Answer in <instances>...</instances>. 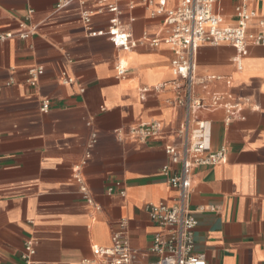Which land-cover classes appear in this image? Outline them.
I'll return each instance as SVG.
<instances>
[{
	"label": "crops",
	"instance_id": "obj_1",
	"mask_svg": "<svg viewBox=\"0 0 264 264\" xmlns=\"http://www.w3.org/2000/svg\"><path fill=\"white\" fill-rule=\"evenodd\" d=\"M115 1L136 41L130 50L108 33L109 1L0 0V32L13 34L0 45V264H24L28 240L42 264H109L94 247L110 248L121 221L139 252L134 264L157 260L144 253L167 229L151 220L147 206L178 197L162 167L170 163L166 145L182 146L187 112L176 103L184 88L173 71L175 53L151 40L168 34L166 13L180 0L165 7L161 0ZM239 3L217 2L227 24L236 22ZM248 7L256 11L248 31L258 32L264 0ZM28 29L34 33L20 37ZM237 56L233 44L207 43L195 57L200 77H219L197 84L195 95L210 104L224 94L222 103L239 104L234 119L221 104L194 114L210 122L212 149L227 151L226 161L192 170L194 252L208 264H264V45H249L241 68ZM34 66L44 69L35 86ZM153 121L157 136L130 134Z\"/></svg>",
	"mask_w": 264,
	"mask_h": 264
},
{
	"label": "built area",
	"instance_id": "obj_2",
	"mask_svg": "<svg viewBox=\"0 0 264 264\" xmlns=\"http://www.w3.org/2000/svg\"><path fill=\"white\" fill-rule=\"evenodd\" d=\"M106 1H109L107 9L112 14L108 33L117 47L130 50L136 46V41L121 23L118 4L115 0ZM218 1L220 0H180L177 7L169 9L166 13L165 26L168 34L151 40L153 45H159L161 42L167 43L175 53L172 60L173 71L183 80L179 86L181 85V89L184 88V93L177 97L176 103L185 106L187 120L180 132L183 138L182 146L166 145L165 149L170 157V163L162 167L163 176L178 190V197L173 203L159 202L147 206L151 220L167 229L166 233L155 234L152 245L144 253V255L157 256V260L147 264H208L204 253L194 252V230L198 220L189 203L192 170L198 165H217L226 161L227 151L225 147L212 149L210 122L199 119L194 114L205 105L218 106L221 104L228 110L229 119H234L239 115V104L222 103L221 100L225 98L224 94H214L210 104L195 95L197 84H205L208 79L219 78L216 76L200 77L197 74L195 57L198 48L203 44H233L237 49V63L241 68L242 58L249 45H264V21H260V31H248L249 22L256 15V11L248 7L250 0H239L240 3L234 9L236 17L234 24H227L224 17L216 10ZM166 2L167 0H161L163 7ZM91 16L90 12L84 11L85 21H89ZM33 33L34 29H28L21 33L20 37L26 38ZM98 33H103V31L93 32V34ZM12 36V33L0 32V45ZM43 71L41 66L30 68L29 82L31 85L37 84ZM125 72L126 68L120 66L119 73L123 75ZM66 80L70 79L66 78ZM50 104L49 99L43 100L41 110L47 112ZM193 115L194 124L191 125ZM159 132L160 124L157 121L142 123L130 130L134 138L142 141L157 136ZM172 165H178L179 168L174 170ZM76 178L81 183L82 191H86L87 186L82 176L76 175ZM108 192L113 193L114 188H108ZM124 192L121 190L120 194ZM119 226V230L113 237V245L110 248L95 246L94 252L109 264H134L139 252L132 248L126 240L125 222L121 221ZM35 253L36 248L33 241L28 240L25 243V252L22 254L24 264H42L33 258Z\"/></svg>",
	"mask_w": 264,
	"mask_h": 264
}]
</instances>
